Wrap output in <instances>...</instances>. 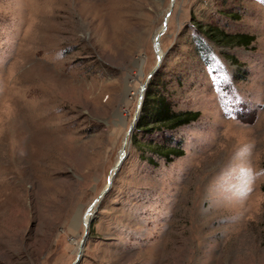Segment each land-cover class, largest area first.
<instances>
[{"label":"rangeland","instance_id":"obj_1","mask_svg":"<svg viewBox=\"0 0 264 264\" xmlns=\"http://www.w3.org/2000/svg\"><path fill=\"white\" fill-rule=\"evenodd\" d=\"M147 89L199 120L129 136ZM123 152L78 264H264V0H0V264H75Z\"/></svg>","mask_w":264,"mask_h":264},{"label":"trees","instance_id":"obj_2","mask_svg":"<svg viewBox=\"0 0 264 264\" xmlns=\"http://www.w3.org/2000/svg\"><path fill=\"white\" fill-rule=\"evenodd\" d=\"M211 30L212 29L209 28V32H211ZM214 35L215 34L211 35V37H214ZM239 37L241 39L239 44H243V46L247 47L255 40L254 36L248 34H241ZM217 44L226 45L223 43ZM148 89H150V87ZM148 89L145 94L141 117L135 129L137 132L153 133L159 128L174 131L177 128L190 125L199 120L201 116L199 111L176 112L168 98L163 95H159L155 100L154 95L150 93L151 91L149 92ZM154 100L155 103L153 104L152 101ZM156 149L158 150L157 154L164 158L168 163L185 155V151L180 147L169 149L160 146L156 147ZM148 161L149 163L156 165L153 160L149 159ZM262 190L264 192V186L262 187Z\"/></svg>","mask_w":264,"mask_h":264},{"label":"water","instance_id":"obj_3","mask_svg":"<svg viewBox=\"0 0 264 264\" xmlns=\"http://www.w3.org/2000/svg\"><path fill=\"white\" fill-rule=\"evenodd\" d=\"M174 3H175V0H172V8L174 7ZM168 17H169V16L167 15L166 18H165L164 29L167 27ZM163 32H164V30H162L161 32H159V33L157 34L156 38H155V49H156V53H157V55H158V57H159L158 65H157L156 69L150 74V76H149L147 82L144 84L142 90H143V89H146V87H147V85H148L150 79H151V78L155 75V73L158 71V69H159V67H160V64H161V62H162L163 57L159 54L160 51H161V50H160V42H159V39H160L161 35L163 34ZM144 96H145V94H144V92L142 91V92H141V96H140V101H141V102H140V104H139L138 110H137V112H136V114H135V117H134V120H133L132 126H131V128H130L129 136H130L131 134H133V132L135 131L136 126H137V124H138V122H139V120H140ZM125 157H126V154L123 152L122 157L120 158L118 164L116 165V168H115V170H114V173H113V174L110 176V178H109V183H108L107 188L103 191V193H102V194L100 195V197L95 201V203L90 207V209L88 210V213H87L86 217H88L89 215H94V213L96 212V209H95L96 204L100 203V202L104 199V197L108 194V192H109V190H110V188H111V186H112V181H113V179H114V176H115V174L119 171V169H120V167H121V164H122V162H123V160H124ZM86 217H85V219H86ZM92 220H93V218L91 219V221H92ZM91 221H89V222H85L86 233H85V236H84L83 241L81 242V244H80V246H79V253H78V257H77V260H76L75 264H78L79 261H80V260L82 259V257H83L85 243H86V241H87V239H88V237H89V227H90V223H91Z\"/></svg>","mask_w":264,"mask_h":264},{"label":"bare ground","instance_id":"obj_4","mask_svg":"<svg viewBox=\"0 0 264 264\" xmlns=\"http://www.w3.org/2000/svg\"><path fill=\"white\" fill-rule=\"evenodd\" d=\"M160 55L163 57L162 54H160ZM62 86H64V89L67 91V93H69V94L73 93V89L70 86H68L67 84L62 83ZM58 88H59V86H58ZM140 102L141 101L139 100V104H140ZM25 131H26V133L29 132L30 135L28 138L32 139L31 146L33 148V150H32L33 157H36L35 155L40 154L41 148H43V149L45 148L47 150V152L51 151L52 149H57V144H59L58 143L59 139H58V137L55 136V134L51 130L48 131L47 129H44V128L42 129L38 126V128H34V129H30V128L28 129V127H27L25 129ZM91 218L92 217H90V218L87 217L86 222L91 221Z\"/></svg>","mask_w":264,"mask_h":264}]
</instances>
